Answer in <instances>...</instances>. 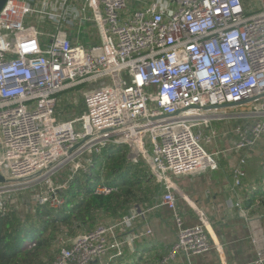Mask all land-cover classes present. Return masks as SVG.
I'll return each mask as SVG.
<instances>
[{
    "label": "built area",
    "instance_id": "built-area-1",
    "mask_svg": "<svg viewBox=\"0 0 264 264\" xmlns=\"http://www.w3.org/2000/svg\"><path fill=\"white\" fill-rule=\"evenodd\" d=\"M84 25L95 28L82 34L97 43H82ZM65 92L82 95V114L66 116ZM249 98L237 105L246 114L218 107ZM227 118L244 119L232 129L240 186L264 135V0H7L0 10V214L22 190L35 205L60 209L68 181L89 174L94 156L130 146L162 185L157 206L173 212L175 241L161 263L189 260L212 242L202 216L185 226L176 213L172 177L217 169V152L203 146L213 132L203 138L201 127ZM115 191L102 177L92 186L95 195ZM143 216L137 206L117 222L61 236L46 264L121 257L127 241L151 230H117ZM256 264H264L263 250Z\"/></svg>",
    "mask_w": 264,
    "mask_h": 264
},
{
    "label": "crops",
    "instance_id": "crops-1",
    "mask_svg": "<svg viewBox=\"0 0 264 264\" xmlns=\"http://www.w3.org/2000/svg\"><path fill=\"white\" fill-rule=\"evenodd\" d=\"M236 119V124L243 122ZM230 124L225 121L212 122L209 127L201 128L203 134L213 132V138L217 137L214 146L207 150L217 152V169L172 177L176 213L185 226L200 224L202 216L212 247L207 252L191 256L189 260L178 255L167 264H256L258 250L264 251V208L257 198L253 204H248L252 190L264 185V181H261L264 174V135L244 164L245 176L241 185L236 186L231 170L242 152L234 149L235 137ZM149 172L147 167L146 173ZM150 178L158 185L152 200L143 204L132 203L121 217L102 222H117L131 214L137 206L144 211V218L138 217L130 226L125 225L124 230H117L122 237H128L134 231L151 230L150 234L139 240L127 241L121 257L134 260L132 263L126 261V264H134L139 257L143 258L141 263L149 259L150 264H162V257L175 241L173 212L163 205L157 206L163 192L162 185L154 176ZM237 203L241 205L240 208Z\"/></svg>",
    "mask_w": 264,
    "mask_h": 264
},
{
    "label": "trees",
    "instance_id": "trees-1",
    "mask_svg": "<svg viewBox=\"0 0 264 264\" xmlns=\"http://www.w3.org/2000/svg\"><path fill=\"white\" fill-rule=\"evenodd\" d=\"M83 112L81 104L75 115ZM137 157L138 154L127 152L125 145H110L100 156H94L89 174L79 173L71 180L63 193L65 203L60 209H52L48 204H33L34 212H28L23 219L19 218L16 210L6 209L0 214V264H41L38 255L41 249L49 245L46 236L48 231L50 234L59 231L61 235H68L62 233L61 226L69 234L76 232L73 228L90 231L94 228L97 213L116 218L125 213L132 203L143 204L151 199L149 196L156 191L147 189L151 173L146 175V170L140 168L141 163ZM144 165L146 166L145 163ZM103 171L106 172L105 182L117 186V191L107 196L92 192L93 184L102 177ZM261 181H264V174ZM255 198L264 208V185L252 190L248 204H253ZM142 260L139 257L134 264H141Z\"/></svg>",
    "mask_w": 264,
    "mask_h": 264
},
{
    "label": "rangeland",
    "instance_id": "rangeland-1",
    "mask_svg": "<svg viewBox=\"0 0 264 264\" xmlns=\"http://www.w3.org/2000/svg\"><path fill=\"white\" fill-rule=\"evenodd\" d=\"M80 37L82 38V43L85 44V45H88V44H93V43H97L98 42V39L96 37H89L88 36V33L91 34V33H95L96 35V30L94 27H89V25H84L83 27L80 28ZM83 32H88L86 34L87 37H85L82 33ZM108 82V81H107ZM69 94V92H65L62 97H60L61 101V107L62 108H66V106H70L68 108H66V110H68V113H66V116L67 117H73L75 116V114L77 113V107H79L81 105V101H82V95L79 93L75 94L74 96H71ZM68 99V100H67ZM247 111H249V107L248 106H235V107H231V108H227V112L230 113V115L232 116H235L236 113H243V114H246ZM235 120H237L236 118H227V119H222V120H212L210 121V123L208 125H205V126H202L201 128H207L209 127V125L212 123V122H222V121H225V122H230L231 124V127L233 126L234 127V124L235 123ZM242 121L244 119H241ZM232 127V128H233ZM206 135H209L211 137V132H208ZM202 136L203 138L205 137V134L202 133ZM216 138H212V140L210 142H205L203 141V146L205 147L206 150H208V148H212L214 146V143L216 141ZM130 149H134L133 147H130V146H127V152H129L130 154L133 153V154H138V152L135 150V152H130ZM138 161L141 163V167L142 169H147V167L144 165L140 155L138 154ZM263 167H264V163H263ZM63 174V175H62ZM148 175V174H146ZM94 176H96V174H94ZM104 177H106V172L104 173V171L102 172V179H104ZM149 177V176H148ZM147 177V178H148ZM66 178V172L65 171H62V173L57 177V183L55 182L54 185L56 184H60L63 182V179ZM71 180L68 181V183L70 184ZM156 187L158 188V185L157 183L155 182V180H153V178H148V182H147V189H150V190H155ZM257 187V186H256ZM30 191L29 190H22L20 192L17 193L14 192L13 195H11V198L9 199V202H8V206H7V209H14L16 210L17 212V215L19 216V218L23 219V218H26L27 217V213H33V207H34V203L32 200H30ZM155 195H150L149 198L151 197V200H152V197H154ZM261 205V203L259 204ZM121 215V214H120ZM120 215H117L116 218L120 217ZM96 217H97V220L95 222V225H93V227L101 224L104 220H109L111 217H107L105 215H103L102 213H97L96 214ZM92 227V228H93ZM74 230H76V232L74 234H69L68 230L61 226V230H62V233H67L68 235H61L59 231H55V232H52L50 234V231L47 232L46 236H47V239L49 240V245L44 247L43 249L40 250L39 252V255H38V260L41 261V264H46L48 262H50L53 257L56 255L57 251H58V248H59V245H60V242H59V239L61 236H69V237H73L74 235L76 234H79V233H82V232H85L86 230H83V231H80L79 228H73ZM59 230V229H58ZM32 246V244H30ZM29 246V244H28ZM29 249H32L33 247H28ZM123 257V256H122ZM120 257V258H122ZM120 258H116L114 260H111L109 261L108 258L105 259L104 261H102V264H124L126 263V261H130L129 263H132V261L134 259H131L130 257H124L122 259ZM128 263V262H127ZM141 264H150V260L148 259L147 261H144L143 263Z\"/></svg>",
    "mask_w": 264,
    "mask_h": 264
},
{
    "label": "water",
    "instance_id": "water-1",
    "mask_svg": "<svg viewBox=\"0 0 264 264\" xmlns=\"http://www.w3.org/2000/svg\"><path fill=\"white\" fill-rule=\"evenodd\" d=\"M6 1L7 0H0V10L3 7V5L5 4ZM254 99L255 98H249V99H246V100L241 101L239 103H226V104L220 105L218 107L219 108H231V107H235V106L240 105V104H247V103L251 102ZM4 182H6V179L0 174V183H4Z\"/></svg>",
    "mask_w": 264,
    "mask_h": 264
}]
</instances>
